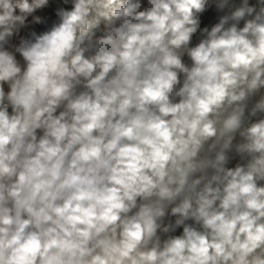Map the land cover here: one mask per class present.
<instances>
[{"label": "clouds", "instance_id": "9594fccd", "mask_svg": "<svg viewBox=\"0 0 264 264\" xmlns=\"http://www.w3.org/2000/svg\"><path fill=\"white\" fill-rule=\"evenodd\" d=\"M0 264H264V0H0Z\"/></svg>", "mask_w": 264, "mask_h": 264}]
</instances>
